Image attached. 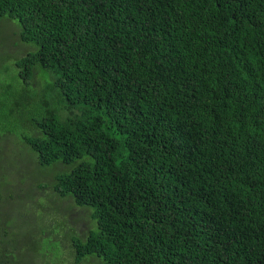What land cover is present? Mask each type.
Returning <instances> with one entry per match:
<instances>
[{
    "label": "trees",
    "instance_id": "1",
    "mask_svg": "<svg viewBox=\"0 0 264 264\" xmlns=\"http://www.w3.org/2000/svg\"><path fill=\"white\" fill-rule=\"evenodd\" d=\"M6 20L35 47L20 100L42 73L48 94L19 126L23 105L0 104V143L94 226L51 240L15 213L6 152L0 264H264V0H0Z\"/></svg>",
    "mask_w": 264,
    "mask_h": 264
},
{
    "label": "rangeland",
    "instance_id": "2",
    "mask_svg": "<svg viewBox=\"0 0 264 264\" xmlns=\"http://www.w3.org/2000/svg\"><path fill=\"white\" fill-rule=\"evenodd\" d=\"M15 23L17 22H12L9 20L0 22V85L3 84L6 86L10 93V97H6L4 101L0 99V104L10 108H14L15 102L23 105V107L20 109L22 110L21 113L24 115V117H19L15 121L19 126L20 124L22 125L23 122L25 124L28 122V116L31 115L29 111L30 107L34 108L35 110L37 107V110L43 107H39L43 100L42 97H46L48 93H46V80L43 79L44 77L46 78V74L42 73L43 77L42 75L40 76L43 81L38 77L39 75H35L33 86L36 88L32 89L30 85L28 87V96L23 95L24 100H20L21 96H19L18 92L19 90L23 89L24 86L16 74V61L17 59L24 56L25 53L35 50V47L32 44H26L20 41L19 28ZM40 83L41 92L39 87ZM40 93H42V95H40ZM36 95H38V97ZM54 107L55 104H51V108ZM25 149V146L18 143L16 144L15 142H11L7 146L6 143H0V160L3 159V155L6 152L10 156V159L8 160L10 168L8 164H6L7 168H3L1 173L4 180L3 186L5 188V190H3V195L5 197H11L12 201L15 202L16 206L14 212L17 214H21V212L25 214L24 203L26 205L28 204V209H31L33 214H36V216L39 214L45 221V224L48 226L47 236H49L51 240L56 239L58 236L61 237L62 232H64V230L58 225V222H64L65 228L69 227L76 229L78 234L83 231H89L91 227L94 226L93 218L91 217V212L89 210L78 206L72 208V205H69L68 201L54 200L55 197L52 198L51 195L53 192L50 187L36 190L34 193L32 188L25 186L29 181L27 180V182H25L24 180H26L28 177L32 179L34 176L33 170H35V167L32 166V164H27V160L24 159ZM42 169L49 170L48 168ZM63 169L64 168L61 170ZM59 172L60 171L56 169L53 171V173L50 172L47 176L45 175L44 178H41L42 183L47 182L52 184V175L54 174L55 177V175ZM35 179L37 180L38 178L36 177ZM9 187L10 192L7 190ZM13 197L17 199L14 201ZM67 206H70L71 208L67 209ZM11 211L12 206L8 203H5L2 207V212L9 213ZM10 220V222L20 225L21 230L22 228L24 230L28 223L31 222L28 217L22 219V216L12 218ZM55 225L57 228H59L58 232L56 231L57 234L53 229ZM54 254L55 253L51 252V249H43L41 255H45L46 258H50L53 257Z\"/></svg>",
    "mask_w": 264,
    "mask_h": 264
}]
</instances>
